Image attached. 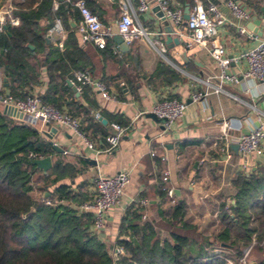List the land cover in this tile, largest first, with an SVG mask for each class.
<instances>
[{
  "label": "crops",
  "instance_id": "crops-1",
  "mask_svg": "<svg viewBox=\"0 0 264 264\" xmlns=\"http://www.w3.org/2000/svg\"><path fill=\"white\" fill-rule=\"evenodd\" d=\"M146 1L150 5L149 9L139 12L138 0H86L87 6L97 14L103 28L109 30L108 48L115 53L109 49L102 50L90 42L81 43L78 39L77 42L85 53L86 69L93 80L103 83L110 97H103L90 84H85L78 91L70 87L72 96H64L73 103L64 108L75 112L80 128L81 125L84 127L86 138L92 142L93 147H87L79 137L63 126L32 124L45 137L44 132L56 128L51 140L63 149L61 152L55 150L59 154L57 157L72 162L76 170L71 178L63 177L57 184H68L72 192H78L84 199L92 195L93 179L98 173L113 174L119 170L128 172L129 182L120 201L106 212L102 229L97 232L106 244L112 243L117 237L118 223L125 207L131 202L140 206L130 200L141 197L146 198L147 203L140 206L139 220L152 221L159 237L167 235L171 226L156 212L160 200L157 190L162 183V175L165 177L164 185L172 188L173 196L185 203L182 219L193 225L195 233L210 236L219 229L218 205L230 201L229 194L234 191L236 174H248L264 163V154L253 156L248 159L247 166L242 168L237 152L230 147L241 133L258 122L264 124V81L243 76L246 62L236 57L264 36V11L260 10L261 6L264 7V0H235L248 13L244 19L235 17L224 0H193L194 4L200 2L204 6L215 4L221 12L223 21L216 27L214 38L221 44L226 56L236 57L229 60L224 70L236 75L237 81L218 78L220 68L209 51L197 44H187L184 25L177 28L171 25L173 35H177L179 42L165 43L161 24L151 10L154 4L152 0ZM168 2L170 6H178L181 10L187 4L182 0ZM123 5L136 23L146 30V34L127 43L126 48L119 49L112 35L118 33L115 24ZM188 8L191 6L188 5ZM251 14L257 19V24L252 22ZM78 17V13L75 20L67 17L70 27H75ZM60 22L62 35L50 30L52 24L45 34L46 43L59 49L67 33L61 19ZM240 25L251 37L238 31ZM252 28L259 35L254 34ZM36 56L42 58L43 53H37ZM0 67L3 78L6 76L4 67ZM75 70L69 69V76L64 77L65 81L69 80L73 85ZM217 85L221 89L216 90ZM7 86L3 85L4 91H8ZM46 87V70L40 66L38 82L32 85L31 93L41 94ZM195 92L205 94L192 100L191 94ZM171 97L183 100L186 107L180 117L173 119L168 127L161 128L160 123L148 113L155 101ZM95 113H98V118L94 117ZM99 117L105 121H100ZM112 121L118 122L124 130L117 145L106 152V141L100 130L106 132ZM225 121L230 125L226 129V137L221 132ZM224 143H228L231 150L228 158L220 151ZM49 157L52 165L55 155ZM85 158L94 159L95 164ZM142 213L145 215L143 219ZM256 249L251 252L254 264L264 259V254L256 262L252 259Z\"/></svg>",
  "mask_w": 264,
  "mask_h": 264
},
{
  "label": "trees",
  "instance_id": "trees-1",
  "mask_svg": "<svg viewBox=\"0 0 264 264\" xmlns=\"http://www.w3.org/2000/svg\"><path fill=\"white\" fill-rule=\"evenodd\" d=\"M8 1L18 17L17 25L6 21L0 29V65L8 77V92L15 97L30 94L39 67L44 66L47 87L39 99L75 116L72 109L64 108L72 102L66 97L72 95L64 77L69 69L86 68L76 27L67 21V17L77 18L76 8L65 0L58 1L56 8L52 0H0V8ZM55 17L67 28L61 49L45 40ZM109 41L102 50L115 53L108 48ZM37 53H43L42 58ZM80 129L86 136L82 125ZM105 133L100 130L102 137ZM53 155L45 172L31 162ZM57 155L39 130L0 107V264H227V259L238 264L242 249L252 239L264 240V163L248 174H236L230 201L218 205L219 229L210 236L195 233L193 225L182 219L185 203L165 193L162 175L156 212L171 226L167 235L159 237L152 221L139 220L141 207L131 202L120 217L117 237L106 244L91 228V213L77 208L84 197L68 184H57L76 171L72 162ZM115 247L122 253L113 256ZM256 264H264V259Z\"/></svg>",
  "mask_w": 264,
  "mask_h": 264
},
{
  "label": "built area",
  "instance_id": "built-area-1",
  "mask_svg": "<svg viewBox=\"0 0 264 264\" xmlns=\"http://www.w3.org/2000/svg\"><path fill=\"white\" fill-rule=\"evenodd\" d=\"M65 1L70 2L78 12L79 17L75 27L79 41L81 43H93L98 48L104 47L110 32L107 28H103L97 14L85 5L84 0ZM152 3L159 7L170 26L172 25L174 28H177L182 24L183 12L180 7L170 6L168 0H152ZM224 3L235 17L239 19L248 17V13L241 8L235 0H224ZM56 5L57 1L53 0L52 7L56 8ZM149 7L150 5L146 0H138L137 11L143 12L148 10ZM13 9L14 6L11 2H7L0 8V29L6 21L13 25L18 24V17L13 14ZM222 21L223 16L215 4L208 3L204 6L200 2H195V4L188 10V17L184 24L188 38L187 44H197L209 51L211 57L220 68V72L217 75L220 80L226 79L229 81H237L236 75L227 73L224 69L230 59L239 57L243 58L246 62V68L242 72L243 76L264 81V36L253 46L242 50L236 57H228L225 55L221 44L215 41L214 38L216 27L221 24ZM115 26L117 32L126 43L146 34V30L136 23L133 15L127 10L125 5L120 9V14L116 20ZM50 30L55 31L58 35L63 34V27L58 17L54 19ZM238 31L251 37V34L248 33L242 25L238 26ZM73 80L75 81V89L77 91L80 90L82 85L90 84L96 88L103 97H110L105 90L103 83L98 80H93L89 70L86 68L76 69L73 72ZM219 89H221V87L217 85L216 90ZM203 94H205V92H195L191 94V99L197 100ZM0 104L3 106H12L18 110L23 116L21 120L18 119L19 121L27 122L31 125L39 123L40 125L53 124L63 126L79 137L87 147H93L92 142L88 140L81 131L77 117L71 116L67 112L60 110L49 103L41 102L36 93H30L24 97H15L8 91H4L1 67ZM185 107L186 103L183 100L174 97L162 98L152 104L150 111L156 117L165 119L163 122V128H165L168 127V124L173 119L182 115ZM94 117L98 118V113H95ZM229 127V123L225 121L221 128L224 137H226V129ZM123 130L124 127L117 122L112 121L108 124V129L104 135L106 141L104 151L109 152L117 145ZM263 139L264 124L262 122L256 123L251 129L241 133L236 138L237 155L241 161L240 166L242 168L247 166L250 157L261 156L264 154ZM220 151H223L227 158L231 156V150L229 149L228 143H224L220 147ZM29 156L33 157L34 155L29 153ZM164 178L165 177L163 176V179ZM128 182L129 175L125 170H119L113 174L98 173L94 177L92 195L77 205V208L80 211L91 213V228L93 231L98 232L102 229L106 212L118 204ZM164 190L168 196H173L172 188L165 187ZM131 201H136L140 206H145L147 203V200L144 197L135 200L131 199L130 202ZM44 202L49 203V200L44 198ZM144 217L145 215L142 213L141 218L143 219ZM263 242L264 240L258 243L252 239L249 245L242 249V255L238 260V264H254L251 260V252L255 247H264ZM118 253H122V249L120 247H115L112 251V255L115 256ZM226 262L227 264H235L230 259H227Z\"/></svg>",
  "mask_w": 264,
  "mask_h": 264
},
{
  "label": "water",
  "instance_id": "water-1",
  "mask_svg": "<svg viewBox=\"0 0 264 264\" xmlns=\"http://www.w3.org/2000/svg\"><path fill=\"white\" fill-rule=\"evenodd\" d=\"M151 10L154 12L155 16L158 18V20H159V22L161 24L160 30H161V32L164 35V42L165 43H170V42L178 43L179 39H178L177 35H173L172 27L170 26L168 21L164 18L163 14H162V11L159 9V7L157 5H153L151 7ZM188 10H189L188 5L185 4L184 7H183V10H182V12H183L182 13V17H183L182 25L185 24V20L188 17ZM260 10L264 11V7L261 6ZM250 18H251L253 23L257 24V19H255V16L253 14L250 15ZM180 28H182V27H180ZM248 28H251V27L248 26ZM252 31H253L254 34L259 35V33L254 28H252ZM112 39L117 44L119 49H124V48L127 47V43L123 40V38L121 37V35L119 33L113 34L112 35ZM30 47H32V46H30ZM2 81H3V85L4 86L8 85L6 76H3ZM66 82L70 85V87H71V89L73 91H76L75 85H73L69 80H66ZM3 112L6 113L7 115L15 117L16 119H19V120H21L23 118L22 114L18 110H16L14 107H12V106H8V105L3 106ZM148 115L151 116L152 118H154L157 122H159L160 123V127L163 128V122L165 121L164 118L156 117L152 112H149ZM99 120L102 121V122L105 121L101 117H99ZM55 132H56V128H52L51 132H44V134L48 138L51 146L56 151L61 152L63 149L60 146H58L55 142H53L51 140L52 134L55 133ZM230 147L232 148V150L234 152H237V144L236 143L231 144ZM85 160L86 161H90L92 164H95V160L94 159H90L89 160L88 158H85ZM31 162L33 164H35L37 166V168L41 169L43 172H45L51 165V161H50V157L49 156L33 158V159H31ZM47 194L48 193L45 192L44 196H46Z\"/></svg>",
  "mask_w": 264,
  "mask_h": 264
},
{
  "label": "rangeland",
  "instance_id": "rangeland-1",
  "mask_svg": "<svg viewBox=\"0 0 264 264\" xmlns=\"http://www.w3.org/2000/svg\"><path fill=\"white\" fill-rule=\"evenodd\" d=\"M0 107L3 108V105L0 104ZM254 162H258L257 160H255ZM51 188V187H50ZM49 190V189H48ZM40 194L39 191H35V195L38 196ZM161 226H164L162 224H160ZM264 254V249H260L257 248L256 250H254L253 252V258L254 261L256 262V260H258L260 258V256H262ZM260 260V259H259Z\"/></svg>",
  "mask_w": 264,
  "mask_h": 264
}]
</instances>
